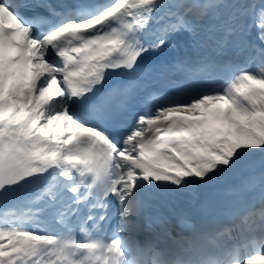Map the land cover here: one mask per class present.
Listing matches in <instances>:
<instances>
[{
  "label": "snow or ice",
  "instance_id": "1",
  "mask_svg": "<svg viewBox=\"0 0 264 264\" xmlns=\"http://www.w3.org/2000/svg\"><path fill=\"white\" fill-rule=\"evenodd\" d=\"M0 264H264V0H0Z\"/></svg>",
  "mask_w": 264,
  "mask_h": 264
},
{
  "label": "bare ground",
  "instance_id": "2",
  "mask_svg": "<svg viewBox=\"0 0 264 264\" xmlns=\"http://www.w3.org/2000/svg\"><path fill=\"white\" fill-rule=\"evenodd\" d=\"M238 206H239V207H244V208H245V204H244V203H239Z\"/></svg>",
  "mask_w": 264,
  "mask_h": 264
}]
</instances>
